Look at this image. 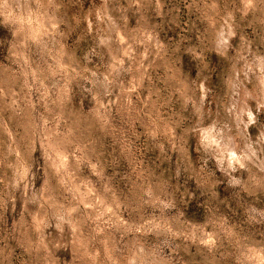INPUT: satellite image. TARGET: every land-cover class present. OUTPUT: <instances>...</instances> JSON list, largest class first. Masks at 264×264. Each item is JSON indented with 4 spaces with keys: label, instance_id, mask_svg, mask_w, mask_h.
<instances>
[{
    "label": "rangeland",
    "instance_id": "374dc122",
    "mask_svg": "<svg viewBox=\"0 0 264 264\" xmlns=\"http://www.w3.org/2000/svg\"><path fill=\"white\" fill-rule=\"evenodd\" d=\"M0 264H264V0H0Z\"/></svg>",
    "mask_w": 264,
    "mask_h": 264
}]
</instances>
